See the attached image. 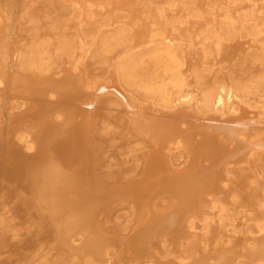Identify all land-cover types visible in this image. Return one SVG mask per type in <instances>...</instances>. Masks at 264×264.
Masks as SVG:
<instances>
[{"label": "bare ground", "instance_id": "6f19581e", "mask_svg": "<svg viewBox=\"0 0 264 264\" xmlns=\"http://www.w3.org/2000/svg\"><path fill=\"white\" fill-rule=\"evenodd\" d=\"M0 264H264V0H0Z\"/></svg>", "mask_w": 264, "mask_h": 264}]
</instances>
